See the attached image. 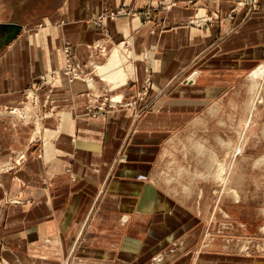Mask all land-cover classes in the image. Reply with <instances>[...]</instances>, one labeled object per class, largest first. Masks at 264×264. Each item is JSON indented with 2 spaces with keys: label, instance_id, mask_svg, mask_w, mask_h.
Returning <instances> with one entry per match:
<instances>
[{
  "label": "crops",
  "instance_id": "obj_1",
  "mask_svg": "<svg viewBox=\"0 0 264 264\" xmlns=\"http://www.w3.org/2000/svg\"><path fill=\"white\" fill-rule=\"evenodd\" d=\"M186 1L191 4L180 5ZM158 3L167 6L160 19L151 11ZM233 6V0H0V110L24 104L33 80L61 70L64 47L70 48L72 62L84 72L105 60L97 45L127 41L134 55L119 82L114 81L115 73L99 69L112 82L94 83L92 91L60 74L45 83L37 91L42 105L37 110L42 109L39 116L48 110L52 114L39 118L41 144L29 147L34 125L16 129L13 116H9L12 132L5 134L0 125V164L7 163L14 150L29 147L17 172L21 188L15 184L14 189L9 174L0 176L3 189L19 200L11 205L0 201V264H61L79 238L74 264H135L124 260L126 248L135 255L134 249L143 245L134 226L144 225L150 231L148 225L170 207L153 187H147L143 196L142 184L135 178L149 174L140 169L139 161L155 158L157 150L151 146L158 142L155 135L167 128L189 127L188 115L198 107L200 112L218 114L226 90L222 81L229 80L228 86L233 87L264 61V0H259L250 18L244 17V11L228 18ZM118 8L138 13L113 20L104 17L106 11ZM192 20L200 24L192 26ZM10 24L21 31L4 46ZM143 51L152 60L149 97L156 99L151 113L138 122L127 150V161H138L118 166L101 192L131 113L114 109L92 117L84 110L94 91L124 97L137 92L145 78ZM191 63L192 69L199 70L197 86L179 81L169 86L175 77L182 79L191 71ZM160 87L165 89L157 96ZM28 108L25 104L24 110ZM191 119L203 123L200 117ZM213 124L220 126L221 118ZM21 171L26 175L23 180ZM142 201L147 211L141 210ZM144 238L150 239L151 234ZM259 264H264L263 259Z\"/></svg>",
  "mask_w": 264,
  "mask_h": 264
},
{
  "label": "rangeland",
  "instance_id": "obj_2",
  "mask_svg": "<svg viewBox=\"0 0 264 264\" xmlns=\"http://www.w3.org/2000/svg\"><path fill=\"white\" fill-rule=\"evenodd\" d=\"M233 1L234 6L228 13V18L240 11L245 12L244 17L250 18L259 6V0L254 5L243 0ZM241 1L244 6L239 4ZM188 3L191 4L186 1L180 2V5ZM166 8L164 3H158L151 11L158 13L160 19ZM137 13L118 8L106 11L104 17L113 20L119 16H134ZM149 16L148 14L145 18L149 20ZM211 20L212 16L206 19L207 22ZM190 24L198 26L200 23L192 20ZM126 42H114L109 47L97 45V51L105 60L91 72H84L72 62L70 48L67 46L69 52L65 54L64 47L61 70L47 72L33 80L25 94L24 104L0 110V125L4 133L12 132L9 116H13L16 129L17 126L34 125L29 147L41 144L39 118L47 117L52 112L42 111L39 116L42 109H37L42 105L39 104L37 91L59 74L66 77L69 83L83 84L89 91L94 89V83L109 84L107 82L111 80L102 77L98 67L106 64L108 69L114 51L121 54L122 71L116 73L117 78L114 79L119 82L124 67L134 62L131 44ZM142 60L145 64V78L137 92L124 97L121 94H110L108 90L103 93L94 91L84 110L86 115L92 117L104 115L114 109H127L131 113L130 126L116 157L108 167V181L102 182L101 192L111 182L118 166H126L127 162L137 164L138 161L135 158H130L135 162L127 161V150L130 140L137 133L138 122L145 114L151 113L156 99L149 97L152 91V60L146 51L142 52ZM193 63L190 64L191 71L185 74L184 78L175 77L169 82V86L178 81L197 86L195 84L198 83L199 70L192 69ZM69 68L72 71L68 75ZM68 76L73 78V82L69 81ZM222 83L223 90H226L222 95L223 103L218 114L211 111L200 112L201 107L191 111L188 115L191 122L189 127H175L173 130L167 128L155 135L158 142L151 143L157 150L155 158L139 161L140 169L149 172L148 175L142 173L135 176L142 184V195L144 196L147 187H153L155 194L169 200L170 207L163 214L158 213L156 221L148 225L151 226L150 231H146L144 225L134 226V234H141L142 238L139 239L143 241V245L134 249L137 252L135 255H132L133 252L128 253L133 249L126 248V263L259 264L262 259L264 261V158H260L264 152V61L254 68L248 78L238 80L233 87L228 86L229 80H223ZM164 89L165 87L156 88L157 96L161 95ZM230 89L232 91L229 93ZM249 92H252V95ZM25 104L29 108L24 110ZM198 117L203 120L202 125L199 124L200 120L193 122L191 119ZM217 118H221L220 126L213 124ZM234 122L237 125H232ZM3 137L2 141L6 143L7 140ZM28 148L14 150L7 163L0 164V176L9 174L11 181L15 182L14 189L15 184L20 188L22 186L23 182L17 172L26 162ZM152 171L154 175L150 177ZM19 174L22 180L26 178L22 171ZM0 201L3 205L19 202L3 189L1 181ZM143 206H147V203L142 201L141 210L147 211ZM149 234L150 239L144 238ZM79 241L80 238L73 242L61 264H74Z\"/></svg>",
  "mask_w": 264,
  "mask_h": 264
},
{
  "label": "bare ground",
  "instance_id": "obj_3",
  "mask_svg": "<svg viewBox=\"0 0 264 264\" xmlns=\"http://www.w3.org/2000/svg\"><path fill=\"white\" fill-rule=\"evenodd\" d=\"M121 53V52H120ZM118 51H114L113 55H112V59L110 61L109 67L107 69L106 66L100 68V72H105L106 70L108 71L107 73H118L122 71V67H121V58ZM103 76V75H102Z\"/></svg>",
  "mask_w": 264,
  "mask_h": 264
},
{
  "label": "water",
  "instance_id": "obj_4",
  "mask_svg": "<svg viewBox=\"0 0 264 264\" xmlns=\"http://www.w3.org/2000/svg\"><path fill=\"white\" fill-rule=\"evenodd\" d=\"M6 28L9 30V34L7 35V38L4 42V46L7 45L9 42L13 41L21 31L20 26L12 24L7 25Z\"/></svg>",
  "mask_w": 264,
  "mask_h": 264
},
{
  "label": "built area",
  "instance_id": "obj_5",
  "mask_svg": "<svg viewBox=\"0 0 264 264\" xmlns=\"http://www.w3.org/2000/svg\"><path fill=\"white\" fill-rule=\"evenodd\" d=\"M237 2L239 1V0H236ZM243 1H245V2H247V3H249V4H251V5H254L255 3H256V1L257 0H243ZM240 5H245L244 3H242V1H241V3H239ZM68 52H69V50H68V48L66 47L65 49H64V53L65 54H68ZM70 71H72V69L71 68H69L68 69V71H67V74L69 75L70 74ZM55 74V73H54ZM54 74H52V76L54 75ZM56 76V75H55ZM72 76V75H71ZM68 78H69V81L70 82H73V78L72 77H70V76H68Z\"/></svg>",
  "mask_w": 264,
  "mask_h": 264
}]
</instances>
